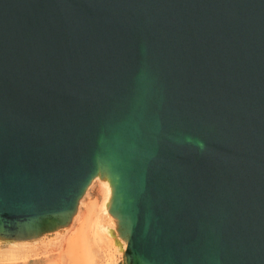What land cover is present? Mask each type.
I'll return each instance as SVG.
<instances>
[{"label":"water","instance_id":"1","mask_svg":"<svg viewBox=\"0 0 264 264\" xmlns=\"http://www.w3.org/2000/svg\"><path fill=\"white\" fill-rule=\"evenodd\" d=\"M96 180L115 264H264V0H0V258Z\"/></svg>","mask_w":264,"mask_h":264},{"label":"bare ground","instance_id":"2","mask_svg":"<svg viewBox=\"0 0 264 264\" xmlns=\"http://www.w3.org/2000/svg\"><path fill=\"white\" fill-rule=\"evenodd\" d=\"M99 181L96 180L89 193H93L97 188ZM88 193V195H89ZM98 194V193H96ZM109 196V190L106 186L101 185V197L92 196L84 199L81 211L75 221L73 238L69 236L70 231L62 240L59 247L55 250L23 256L18 252H10L3 258H0V264H8L10 261H22V264H39L45 259L55 254H62L65 247H70L72 257L67 264H115L112 253H106L103 258L97 252L100 250L107 251L112 249L104 237L103 226L105 225V202Z\"/></svg>","mask_w":264,"mask_h":264},{"label":"rangeland","instance_id":"3","mask_svg":"<svg viewBox=\"0 0 264 264\" xmlns=\"http://www.w3.org/2000/svg\"><path fill=\"white\" fill-rule=\"evenodd\" d=\"M96 193H98V194H96ZM96 195L101 197V193L98 190V187L95 188L94 194L92 193V196H96ZM74 233H75L74 230H72L69 233V236H71L73 238ZM71 249L72 248H70V247H65V250L63 251L62 254H55L53 256H50L39 264H67L72 257ZM97 253L99 254L100 258L101 257L103 258L104 254H106V253H112L113 254V251H112V249L111 250L108 249L107 251L100 250ZM8 264H22V261H20V260L19 261H10Z\"/></svg>","mask_w":264,"mask_h":264}]
</instances>
